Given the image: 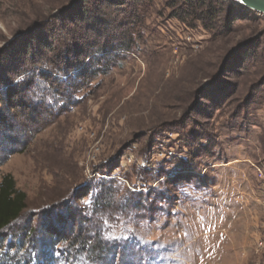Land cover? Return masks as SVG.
I'll return each instance as SVG.
<instances>
[{
	"label": "rangeland",
	"instance_id": "rangeland-1",
	"mask_svg": "<svg viewBox=\"0 0 264 264\" xmlns=\"http://www.w3.org/2000/svg\"><path fill=\"white\" fill-rule=\"evenodd\" d=\"M72 1L0 0V48ZM173 2L153 0L122 65L1 174L27 193L31 218L102 177L166 190L164 212L112 230L141 241L142 264H264V15L207 30L176 19ZM102 11L113 23L130 9Z\"/></svg>",
	"mask_w": 264,
	"mask_h": 264
},
{
	"label": "trees",
	"instance_id": "trees-1",
	"mask_svg": "<svg viewBox=\"0 0 264 264\" xmlns=\"http://www.w3.org/2000/svg\"><path fill=\"white\" fill-rule=\"evenodd\" d=\"M152 1L74 0L0 48V264H142L141 241L131 233L112 236V230L164 212L166 190H129L102 177L85 183V194L73 191L31 218L27 193L1 167L75 109L80 93L122 65ZM172 6L180 22L207 30L221 18L229 26L248 12L227 0H174ZM108 7L130 11L126 20L112 23L102 11ZM113 166L105 164V175Z\"/></svg>",
	"mask_w": 264,
	"mask_h": 264
},
{
	"label": "water",
	"instance_id": "water-1",
	"mask_svg": "<svg viewBox=\"0 0 264 264\" xmlns=\"http://www.w3.org/2000/svg\"><path fill=\"white\" fill-rule=\"evenodd\" d=\"M231 1L253 12L264 15V0H231Z\"/></svg>",
	"mask_w": 264,
	"mask_h": 264
},
{
	"label": "built area",
	"instance_id": "built-area-1",
	"mask_svg": "<svg viewBox=\"0 0 264 264\" xmlns=\"http://www.w3.org/2000/svg\"><path fill=\"white\" fill-rule=\"evenodd\" d=\"M171 153V155H172V152H170Z\"/></svg>",
	"mask_w": 264,
	"mask_h": 264
}]
</instances>
